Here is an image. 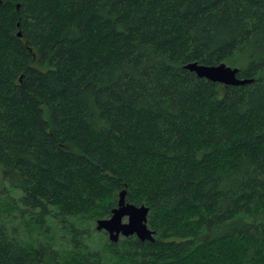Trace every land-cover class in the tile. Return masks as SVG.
I'll return each instance as SVG.
<instances>
[{
	"label": "trees",
	"instance_id": "1",
	"mask_svg": "<svg viewBox=\"0 0 264 264\" xmlns=\"http://www.w3.org/2000/svg\"><path fill=\"white\" fill-rule=\"evenodd\" d=\"M0 176L72 245L0 222V264H264V0H0ZM123 189L154 240L89 248Z\"/></svg>",
	"mask_w": 264,
	"mask_h": 264
},
{
	"label": "rangeland",
	"instance_id": "2",
	"mask_svg": "<svg viewBox=\"0 0 264 264\" xmlns=\"http://www.w3.org/2000/svg\"><path fill=\"white\" fill-rule=\"evenodd\" d=\"M19 194L18 189L10 187L0 176V222L5 223L9 228L14 226L20 238L27 244L39 239L45 240L53 243L60 251L67 253L72 245L70 244L71 233L64 226L66 224L52 214L38 220L34 215V217L23 216L24 214L15 211L16 209H13L9 202L11 197H18ZM71 220L69 218L70 222ZM78 220L80 221L77 226L83 230L81 240L87 243L89 248L105 249L110 240L105 231L95 229L96 219L94 221ZM123 221H126V217Z\"/></svg>",
	"mask_w": 264,
	"mask_h": 264
},
{
	"label": "water",
	"instance_id": "3",
	"mask_svg": "<svg viewBox=\"0 0 264 264\" xmlns=\"http://www.w3.org/2000/svg\"><path fill=\"white\" fill-rule=\"evenodd\" d=\"M184 67L193 71L199 77H205L225 85H239L252 80L238 77V68L225 62L207 65L191 61L184 64ZM125 192V189L119 192L117 204L111 209V214L108 217L95 220V229L105 231L112 242H116L121 236L126 237L133 234L140 240L153 241L154 230L149 228L146 222L148 206L127 202ZM124 217H126V221H123Z\"/></svg>",
	"mask_w": 264,
	"mask_h": 264
}]
</instances>
